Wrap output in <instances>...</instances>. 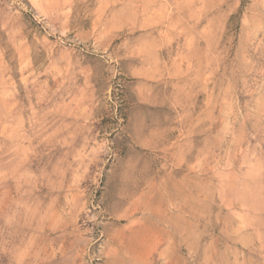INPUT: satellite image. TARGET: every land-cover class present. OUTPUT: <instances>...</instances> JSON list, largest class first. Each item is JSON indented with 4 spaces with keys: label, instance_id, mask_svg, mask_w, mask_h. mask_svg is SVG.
Returning <instances> with one entry per match:
<instances>
[{
    "label": "rangeland",
    "instance_id": "1",
    "mask_svg": "<svg viewBox=\"0 0 264 264\" xmlns=\"http://www.w3.org/2000/svg\"><path fill=\"white\" fill-rule=\"evenodd\" d=\"M0 264H264V0H0Z\"/></svg>",
    "mask_w": 264,
    "mask_h": 264
}]
</instances>
